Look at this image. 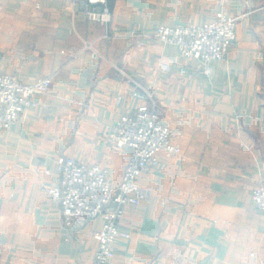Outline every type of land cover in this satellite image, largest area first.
<instances>
[{"label":"crops","instance_id":"obj_1","mask_svg":"<svg viewBox=\"0 0 264 264\" xmlns=\"http://www.w3.org/2000/svg\"><path fill=\"white\" fill-rule=\"evenodd\" d=\"M0 0V73L50 77L10 128L0 127V264H95L102 219L63 223L48 194L67 157L99 164L113 186L127 153L107 141L146 90L176 154L139 176L146 197L126 206L105 264H264V0ZM236 17L224 59L202 65L154 37L160 25Z\"/></svg>","mask_w":264,"mask_h":264},{"label":"built area","instance_id":"obj_2","mask_svg":"<svg viewBox=\"0 0 264 264\" xmlns=\"http://www.w3.org/2000/svg\"><path fill=\"white\" fill-rule=\"evenodd\" d=\"M105 0H84L86 18L107 22V7L96 8ZM236 17L221 14L200 25H160L154 37L162 43L173 44L180 55L198 60L202 65L213 59H224L235 40ZM51 84L50 77L23 83L16 76L0 73V127L8 129L15 124L21 112L34 103L36 94L45 92ZM138 105L118 116L108 126L107 141L116 149L127 153L121 179L113 186L107 171L99 164L78 162L67 157L58 164L59 182L48 188L50 198L62 209L63 223L80 228L90 220L100 217L102 225L94 234L95 264H105L114 255V245L130 236L120 227L126 206L139 204L146 192L139 184V176L155 166L162 152L176 154L180 149L172 142L169 127L157 113V104L146 90L135 92ZM262 123L264 124V108ZM252 198L257 209L264 210V177L253 188Z\"/></svg>","mask_w":264,"mask_h":264},{"label":"rangeland","instance_id":"obj_3","mask_svg":"<svg viewBox=\"0 0 264 264\" xmlns=\"http://www.w3.org/2000/svg\"><path fill=\"white\" fill-rule=\"evenodd\" d=\"M235 37H236V36H235ZM263 177H264V176H263ZM263 177H262V178H263ZM258 183H259V181L257 182V184H258ZM257 184H256V185H257ZM255 187H256V186H255ZM255 187H254V188H255Z\"/></svg>","mask_w":264,"mask_h":264}]
</instances>
